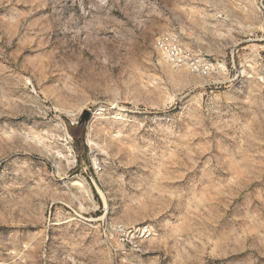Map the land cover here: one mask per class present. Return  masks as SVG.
<instances>
[{
	"label": "rangeland",
	"instance_id": "1",
	"mask_svg": "<svg viewBox=\"0 0 264 264\" xmlns=\"http://www.w3.org/2000/svg\"><path fill=\"white\" fill-rule=\"evenodd\" d=\"M0 264H264V0H0Z\"/></svg>",
	"mask_w": 264,
	"mask_h": 264
},
{
	"label": "built area",
	"instance_id": "2",
	"mask_svg": "<svg viewBox=\"0 0 264 264\" xmlns=\"http://www.w3.org/2000/svg\"><path fill=\"white\" fill-rule=\"evenodd\" d=\"M154 48L177 71H184L209 83L218 84L228 70L225 61H219L195 48L186 46L177 33H167L158 37ZM151 236L149 227L136 229L115 226L109 228L106 234L109 241H120L133 250L139 249L141 242L149 240Z\"/></svg>",
	"mask_w": 264,
	"mask_h": 264
},
{
	"label": "water",
	"instance_id": "3",
	"mask_svg": "<svg viewBox=\"0 0 264 264\" xmlns=\"http://www.w3.org/2000/svg\"><path fill=\"white\" fill-rule=\"evenodd\" d=\"M91 117V112L86 111L85 114L83 115V121L88 120Z\"/></svg>",
	"mask_w": 264,
	"mask_h": 264
},
{
	"label": "bare ground",
	"instance_id": "4",
	"mask_svg": "<svg viewBox=\"0 0 264 264\" xmlns=\"http://www.w3.org/2000/svg\"><path fill=\"white\" fill-rule=\"evenodd\" d=\"M162 55V54H161ZM163 56V55H162ZM164 57V56H163ZM164 59H165V57H164ZM166 60V59H165ZM167 62V61H166ZM168 63V62H167ZM169 64V63H168ZM169 66H171L170 64H169ZM172 67V66H171ZM173 68V67H172ZM173 69H175V68H173Z\"/></svg>",
	"mask_w": 264,
	"mask_h": 264
},
{
	"label": "trees",
	"instance_id": "5",
	"mask_svg": "<svg viewBox=\"0 0 264 264\" xmlns=\"http://www.w3.org/2000/svg\"><path fill=\"white\" fill-rule=\"evenodd\" d=\"M83 122V124L85 123V121H82Z\"/></svg>",
	"mask_w": 264,
	"mask_h": 264
}]
</instances>
